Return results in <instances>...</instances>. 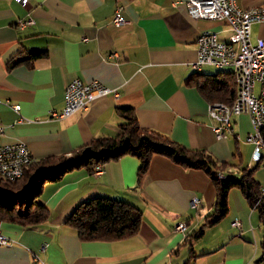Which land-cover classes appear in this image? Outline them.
<instances>
[{
    "label": "crops",
    "instance_id": "1",
    "mask_svg": "<svg viewBox=\"0 0 264 264\" xmlns=\"http://www.w3.org/2000/svg\"><path fill=\"white\" fill-rule=\"evenodd\" d=\"M27 2L0 0V145L24 143L35 162L70 156L93 138L116 136L123 121L117 108L130 107L142 128L206 150L218 163L228 162L226 174L240 175L242 168L253 167V177L264 185V169L252 159L254 145L245 141L252 130L249 116L234 109L232 133L217 138L209 101L185 82L195 72H232L214 65L196 71L191 65L201 32L209 30L231 42L224 21L192 19L185 0ZM237 2L245 8L264 6V0ZM117 8L127 19L120 26L112 22ZM28 16L35 23L18 30V22ZM258 38H264V23L252 26V39ZM34 51L45 54L11 66ZM75 78L96 80L117 94L97 98L64 119H51L49 112L63 108L65 89ZM9 104H18L20 111ZM138 167L139 160L126 155L104 163L98 175L81 167L58 182L45 181L38 200L49 208V219L34 227L1 222L12 243L0 245V264H264V224L239 189L229 192L227 215L193 238L213 211L211 178L161 155L152 158L140 180ZM100 196L130 202L142 211L135 236L79 238L67 219L79 203ZM193 196L200 198L198 209L191 207ZM235 220L238 227L232 225ZM179 222L186 224L184 230H175Z\"/></svg>",
    "mask_w": 264,
    "mask_h": 264
},
{
    "label": "trees",
    "instance_id": "2",
    "mask_svg": "<svg viewBox=\"0 0 264 264\" xmlns=\"http://www.w3.org/2000/svg\"><path fill=\"white\" fill-rule=\"evenodd\" d=\"M44 51L30 52L25 58L12 61L17 65L44 55ZM185 82L195 86L209 103L222 102L234 105L237 83L232 72L205 74L195 72L187 76ZM122 118L116 136H100L89 143L74 149L70 156H49L29 164L21 178L15 181L4 180L0 176V220L16 223L24 227H34L46 222L50 210L38 200L45 181L58 182L66 172L84 167L90 173L98 164L131 155L139 160L137 179L148 170L156 155L169 158L172 162L187 169L203 170L212 180L216 196L213 211L192 237H200L208 227L219 223L228 213L229 192L239 189L249 205L258 210L264 224V197L260 195V185L253 177L254 168H242L240 175L224 172L228 162L218 163L206 150L190 149L176 142L166 134L140 126L133 108L118 107ZM235 157L239 158L238 151ZM259 165V164H258ZM223 174L224 179L219 178ZM142 211L130 202L95 197L79 203L67 219L83 241H117L135 236L141 226ZM264 245V243H263ZM264 261V252L260 257Z\"/></svg>",
    "mask_w": 264,
    "mask_h": 264
},
{
    "label": "built area",
    "instance_id": "3",
    "mask_svg": "<svg viewBox=\"0 0 264 264\" xmlns=\"http://www.w3.org/2000/svg\"><path fill=\"white\" fill-rule=\"evenodd\" d=\"M19 1L23 6L28 4L27 0ZM185 6L192 19L224 21L231 31L229 37H237V44H228V40H220L212 31L201 32L197 39V58L191 65L196 71H200L204 65H214L218 68H234L237 74H242L243 89L241 109L238 114L246 113L250 117L252 131L246 135L245 141L254 145L252 159L264 169V158L259 157V143L256 136L259 120H264V38L252 39V26L264 23V6L245 8L240 6L237 0H185ZM112 22L117 26L127 22L121 13V8H117ZM34 23V18L28 16L18 22L17 29L22 30ZM233 45H240V52H233ZM257 83L261 84L258 94L255 92ZM110 93L117 94L116 90L96 80L84 82L75 78L66 87L63 109L51 110L50 118L64 119L77 111L86 109L95 99ZM11 107L17 112L20 111L18 104ZM209 115L216 121L213 125L216 137L226 138L232 129L233 115H230L229 105L220 102L211 104ZM19 120L26 119L20 117ZM32 160L34 158L31 151L24 143L0 145V173L6 176V180L16 179L23 171L26 161ZM102 172V165H97L95 174ZM260 195L264 197V185L260 188ZM199 205V197H192L191 207L197 209ZM232 225L238 227L240 222L235 220ZM184 228V223H178L175 226L176 230ZM11 242L12 240L2 232L0 220V244L7 245Z\"/></svg>",
    "mask_w": 264,
    "mask_h": 264
},
{
    "label": "bare ground",
    "instance_id": "4",
    "mask_svg": "<svg viewBox=\"0 0 264 264\" xmlns=\"http://www.w3.org/2000/svg\"><path fill=\"white\" fill-rule=\"evenodd\" d=\"M228 44H237V37H232L231 42H228ZM233 52H240V45H233ZM232 71L235 74L236 78V83H237V97L234 102L233 106H230V115H232L233 110L235 109L238 113L241 109V99H242V89H243V76L242 74H237L236 69L231 68ZM256 136H257V141L259 143V157L264 158V153L262 152L264 150V120H259V127H256ZM34 160L32 161H26L23 167V171H21V174L14 180H8V181H15L19 178H21L24 174L25 168L29 166ZM0 176L4 179H6V176L4 174L0 173ZM223 176V175H222ZM222 179V178H221Z\"/></svg>",
    "mask_w": 264,
    "mask_h": 264
},
{
    "label": "rangeland",
    "instance_id": "5",
    "mask_svg": "<svg viewBox=\"0 0 264 264\" xmlns=\"http://www.w3.org/2000/svg\"><path fill=\"white\" fill-rule=\"evenodd\" d=\"M200 20H204V19H200ZM126 23H127V22H126ZM30 26H32V25H30ZM27 27H28V26H27ZM22 30H23V29H22ZM199 35H200V34H199ZM196 44H197V42H196ZM236 46H237V45H236ZM116 55H117L116 53H115V54H112V57H116ZM209 69H211V68H209ZM230 69H231V68H230ZM205 71H207V70H205ZM209 71H211V70H209ZM212 71H213V68H212ZM231 71H232V70H231ZM232 73H234V72L232 71ZM234 76H235V74H234ZM235 80H236V78H235ZM257 84H260V83H257ZM257 84H256V86H257ZM67 86H68V85H67ZM256 86H255V88H256ZM260 89H261V84H260ZM65 90H66V89H65ZM259 91H260V90H259ZM255 92H256V91H255ZM237 93H238V89H237ZM258 93H259V92H258ZM258 93H257V94H258ZM110 94H111V93H110ZM114 95H115V94H114ZM236 97H237V95H236ZM99 98H100V97H99ZM235 100H236V98H235ZM235 100H234V102H235ZM216 103H217V102H216ZM220 103H222V102H220ZM7 104H8V103H7ZM211 104H214V103H209V106H210ZM224 104H225V103H224ZM232 104H233V103H232ZM232 104H231V105H232ZM12 105H14V104H12ZM227 105H228V104H227ZM231 105H229V107H230ZM9 106H11V105L9 104ZM88 106H89V105H88ZM63 107H64V106H63ZM11 108H12V107H11ZM62 109H63V108H62ZM62 109H61V110H62ZM86 109H87V108H86ZM61 110H60V111H61ZM84 110H85V109H84ZM80 111H81V110H80ZM16 112H17V111H16ZM77 112H78V111H77ZM49 113H50V112H49ZM73 114H74V113H73ZM241 114H246V113H241ZM238 115H240V114H238ZM247 115H248V114H247ZM49 116H50V115H49ZM234 116H237V115H233V116H232V129H233V117H234ZM248 116H249V115H248ZM210 117H211V116H210ZM211 118H212V117H211ZM212 119H213V118H212ZM249 119H250V117H249ZM213 120H214V119H213ZM214 121H215V120H214ZM215 123H216V121H215ZM250 123H251V121H250ZM214 125H215V124H214ZM251 126H252V124H251ZM212 129H213V126H212ZM232 129H231V131H230L229 134L232 133ZM0 131H1V130H0ZM251 131H252V130H251ZM251 131H250V132H251ZM214 133H215V132H214ZM229 134H228V135H229ZM228 135H227V136H228ZM12 144H13V143H12ZM251 144H252V143H251ZM5 145H6V144H5ZM29 149H30V148H29ZM30 151H31V150H30ZM262 152L264 153V150H263ZM31 154H32V153H31ZM32 156H33V155H32ZM33 158H34V157H33ZM34 162H35V160H34ZM34 162H32V163H34ZM32 163H31V164H32ZM257 164H258V163H257ZM98 165H102V167H103V164H98ZM259 165H260V164H259ZM96 166H97V165H96ZM96 166H95V167H96ZM95 167H94V170L92 171L93 174H95ZM251 168H252V167H251ZM262 168H263V167H262ZM247 169H250V168L247 167ZM99 174H100V173H99ZM223 174H224V173H223ZM223 174L220 173V174L218 175L219 178L224 179V176H222ZM96 175H98V174H96ZM224 175H225V174H224ZM3 179H4V178H3ZM4 180H6V179H4ZM260 188H261V187H260ZM233 189H236V188H233ZM193 197H194V196H193ZM199 199H200V198H199ZM197 209H198V208H197ZM1 222H2V221H1ZM179 223H183V222H179ZM184 224H185V223H184ZM185 228H186V224H185ZM185 228H184V229H185ZM184 229H183V230H184ZM175 230H176V229H175ZM177 231H178V230H177ZM11 240H12V239H11ZM11 243H12V242H11ZM11 243H10V244H11ZM0 245H1V244H0ZM7 245H9V244H7Z\"/></svg>",
    "mask_w": 264,
    "mask_h": 264
}]
</instances>
